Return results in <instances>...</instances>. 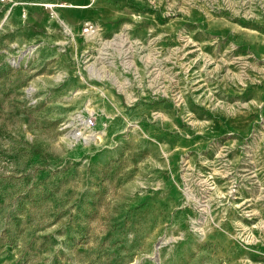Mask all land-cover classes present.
<instances>
[{"label":"rangeland","instance_id":"1","mask_svg":"<svg viewBox=\"0 0 264 264\" xmlns=\"http://www.w3.org/2000/svg\"><path fill=\"white\" fill-rule=\"evenodd\" d=\"M0 264H264V0H0Z\"/></svg>","mask_w":264,"mask_h":264},{"label":"bare ground","instance_id":"2","mask_svg":"<svg viewBox=\"0 0 264 264\" xmlns=\"http://www.w3.org/2000/svg\"><path fill=\"white\" fill-rule=\"evenodd\" d=\"M67 8L77 9L78 6L75 5V4H71V3H69V4L67 5ZM53 18L57 21V23H63V21H61V19H60V17H59V15H58L57 12H54V17H53ZM63 24H64V23H63ZM68 30H70V31L72 32L71 27H68Z\"/></svg>","mask_w":264,"mask_h":264},{"label":"built area","instance_id":"3","mask_svg":"<svg viewBox=\"0 0 264 264\" xmlns=\"http://www.w3.org/2000/svg\"><path fill=\"white\" fill-rule=\"evenodd\" d=\"M83 31L86 33V34H93L95 33V27L91 24V23H85L84 24V29Z\"/></svg>","mask_w":264,"mask_h":264}]
</instances>
